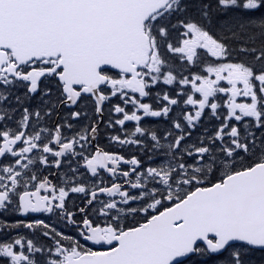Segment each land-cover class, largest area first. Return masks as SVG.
I'll return each mask as SVG.
<instances>
[{"label": "snow or ice", "instance_id": "snow-or-ice-1", "mask_svg": "<svg viewBox=\"0 0 264 264\" xmlns=\"http://www.w3.org/2000/svg\"><path fill=\"white\" fill-rule=\"evenodd\" d=\"M0 264H264V0H0Z\"/></svg>", "mask_w": 264, "mask_h": 264}, {"label": "flooded vegetation", "instance_id": "flooded-vegetation-1", "mask_svg": "<svg viewBox=\"0 0 264 264\" xmlns=\"http://www.w3.org/2000/svg\"><path fill=\"white\" fill-rule=\"evenodd\" d=\"M117 102H119L118 97H117V98H113V100L111 101V103H113V104H115V103H117ZM106 108H107V105H106ZM129 126H131V125H129ZM103 127H104L103 124H101V129H103ZM97 143H99L101 146H105V147H107V145H108V141H107V138H106V133H104V132L102 131V133H101V137H100V139L97 141ZM115 147H118V146H115ZM50 171H55V169H51ZM45 174H47V173H45ZM53 179H55V178H53ZM73 196H74V195H73ZM72 198H73V197H72ZM73 199H75V198H73ZM75 200H76L77 204L80 203V200H79V199H75ZM69 233H70V235L73 234L71 230L69 231Z\"/></svg>", "mask_w": 264, "mask_h": 264}]
</instances>
